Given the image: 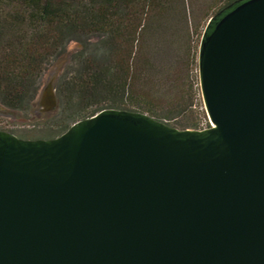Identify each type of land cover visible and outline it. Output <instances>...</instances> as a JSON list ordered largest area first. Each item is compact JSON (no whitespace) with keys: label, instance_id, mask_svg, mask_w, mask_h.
<instances>
[{"label":"water","instance_id":"water-1","mask_svg":"<svg viewBox=\"0 0 264 264\" xmlns=\"http://www.w3.org/2000/svg\"><path fill=\"white\" fill-rule=\"evenodd\" d=\"M198 75L206 128L105 108L0 129V264H264V0L210 16Z\"/></svg>","mask_w":264,"mask_h":264},{"label":"trees","instance_id":"trees-1","mask_svg":"<svg viewBox=\"0 0 264 264\" xmlns=\"http://www.w3.org/2000/svg\"><path fill=\"white\" fill-rule=\"evenodd\" d=\"M231 1L0 0V105L30 116L43 75L62 60L57 104L30 121L33 138L55 137L105 108L208 126L204 108L190 114L201 96L199 44L210 16Z\"/></svg>","mask_w":264,"mask_h":264},{"label":"rangeland","instance_id":"rangeland-1","mask_svg":"<svg viewBox=\"0 0 264 264\" xmlns=\"http://www.w3.org/2000/svg\"><path fill=\"white\" fill-rule=\"evenodd\" d=\"M79 44L76 42H71L69 44V48L70 49H77L79 48ZM64 64V62L62 60H59L58 62H54L47 70V72L43 75L42 80H41V89H40V94L38 96V102L36 104V108L33 111V113H31L30 116H25L24 113H16V115H14L13 117H4V116H0V126L2 127V129L10 131L14 134H16L19 137H23V138H33L36 136V134H38V129H34V127L32 126V124L30 123V121L34 118H40V119H44L47 116H50L52 114H50V111H46V110H42V106L39 104V101L41 99L42 93L44 92L46 86L50 83H52V85L55 83L56 78L58 77V75L60 74L61 71V67ZM54 88V86H53ZM55 90V88H54ZM55 97H56V91H55ZM57 101V99H56ZM193 107L190 110V114L194 115L195 113H198L197 110H201L202 108H204V103L202 100V97L197 96L195 99H193ZM1 106V105H0ZM3 107V106H2ZM45 113V115H44ZM47 113V114H46ZM206 113V111H205ZM162 114V113H161ZM207 116V114H206ZM208 118V116H207ZM209 120V118H208ZM191 128V127H188Z\"/></svg>","mask_w":264,"mask_h":264},{"label":"built area","instance_id":"built-area-1","mask_svg":"<svg viewBox=\"0 0 264 264\" xmlns=\"http://www.w3.org/2000/svg\"><path fill=\"white\" fill-rule=\"evenodd\" d=\"M211 125V122H210V120H209V125L208 126H210ZM208 126H204L203 128H206V127H208Z\"/></svg>","mask_w":264,"mask_h":264}]
</instances>
